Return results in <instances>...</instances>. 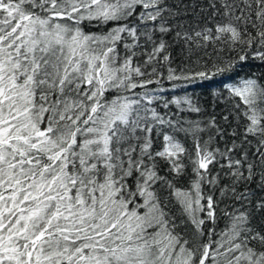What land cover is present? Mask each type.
I'll return each instance as SVG.
<instances>
[{"label":"snow or ice","instance_id":"6c2138e0","mask_svg":"<svg viewBox=\"0 0 264 264\" xmlns=\"http://www.w3.org/2000/svg\"><path fill=\"white\" fill-rule=\"evenodd\" d=\"M250 62L264 0H0V264H264Z\"/></svg>","mask_w":264,"mask_h":264},{"label":"trees","instance_id":"16d2710c","mask_svg":"<svg viewBox=\"0 0 264 264\" xmlns=\"http://www.w3.org/2000/svg\"><path fill=\"white\" fill-rule=\"evenodd\" d=\"M261 72H264V67L259 66L258 62H250L239 69V75L241 76L251 75L253 73L259 75ZM201 91L198 89L197 94H200ZM205 99H207V96H205Z\"/></svg>","mask_w":264,"mask_h":264}]
</instances>
